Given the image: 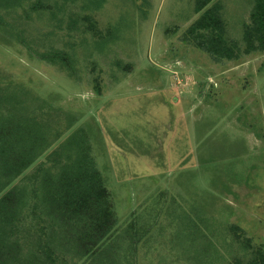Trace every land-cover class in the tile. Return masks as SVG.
<instances>
[{"label": "rangeland", "instance_id": "rangeland-1", "mask_svg": "<svg viewBox=\"0 0 264 264\" xmlns=\"http://www.w3.org/2000/svg\"><path fill=\"white\" fill-rule=\"evenodd\" d=\"M220 1L227 38L244 47L255 0ZM65 2L35 34L70 51L73 67L0 33V68L85 130L120 227L141 215L157 222L139 264H201L196 242L178 240L181 211L216 248L208 264L251 257L232 224L264 249V50L217 61L199 49L185 36L201 15L194 0ZM85 14L104 39L84 32Z\"/></svg>", "mask_w": 264, "mask_h": 264}, {"label": "trees", "instance_id": "trees-1", "mask_svg": "<svg viewBox=\"0 0 264 264\" xmlns=\"http://www.w3.org/2000/svg\"><path fill=\"white\" fill-rule=\"evenodd\" d=\"M65 1L0 0V33L51 64L73 67L70 51L47 49L40 33L35 34L38 20L43 21L49 12L57 15ZM194 3L201 15L189 27L186 39L215 60H237L264 50V0H255L245 23L244 47L227 38L220 0ZM80 20L84 32L104 39L92 15H81ZM96 87L100 92L99 83ZM74 122L65 111L17 84L0 68V264H139V248L152 239L157 222L146 224L141 215L127 226H119L89 137L85 130L72 129ZM175 206L170 210L180 208ZM189 215L186 211L178 215V240L195 241L192 258L208 264L214 258V254L209 256L210 250L216 248ZM185 229L190 230L189 235L181 233ZM228 229L252 248L247 260L237 257L228 264H264L261 246L252 245L239 226L232 224Z\"/></svg>", "mask_w": 264, "mask_h": 264}]
</instances>
